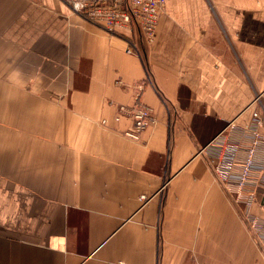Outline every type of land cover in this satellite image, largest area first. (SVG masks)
Returning <instances> with one entry per match:
<instances>
[{"label": "crops", "instance_id": "crops-1", "mask_svg": "<svg viewBox=\"0 0 264 264\" xmlns=\"http://www.w3.org/2000/svg\"><path fill=\"white\" fill-rule=\"evenodd\" d=\"M131 39L143 58L63 0H0V264H264L211 167L264 92V0H167L154 41ZM148 74L156 122L133 141L115 117Z\"/></svg>", "mask_w": 264, "mask_h": 264}, {"label": "built area", "instance_id": "built-area-1", "mask_svg": "<svg viewBox=\"0 0 264 264\" xmlns=\"http://www.w3.org/2000/svg\"><path fill=\"white\" fill-rule=\"evenodd\" d=\"M75 13L89 23L101 27L112 35H130L128 39L129 54L143 58L141 49L131 39L138 32L144 41L151 44L157 33L159 18L164 12L167 0H63ZM150 74L146 83L137 86L136 103L131 107H120V114L115 117L119 122L123 116L131 119L132 127L125 136L133 141H141L143 133L156 122L154 111L140 102V95L145 86L153 85ZM252 123L248 127H240L230 122L224 135L218 138L214 145H220V153L211 159V167L218 181L224 186L234 183L238 189L237 203H241L244 195L246 206L245 217L253 229L264 231V220L252 217L249 209L258 203L259 189H264V161H259L258 154L264 145V92L258 94L253 103ZM106 124V121H103ZM237 131L241 132L240 139H235ZM244 152L243 159L239 157ZM242 194V195H241ZM264 207V192L261 198ZM264 252V239L262 242Z\"/></svg>", "mask_w": 264, "mask_h": 264}, {"label": "trees", "instance_id": "trees-1", "mask_svg": "<svg viewBox=\"0 0 264 264\" xmlns=\"http://www.w3.org/2000/svg\"><path fill=\"white\" fill-rule=\"evenodd\" d=\"M121 37H125V38H127V36L126 35H120Z\"/></svg>", "mask_w": 264, "mask_h": 264}]
</instances>
